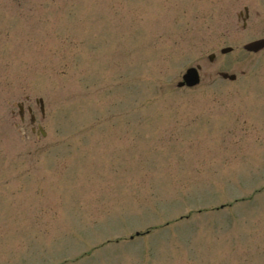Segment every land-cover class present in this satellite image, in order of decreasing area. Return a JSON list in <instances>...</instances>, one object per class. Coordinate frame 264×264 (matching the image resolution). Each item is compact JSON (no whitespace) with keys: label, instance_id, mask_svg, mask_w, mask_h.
Returning a JSON list of instances; mask_svg holds the SVG:
<instances>
[{"label":"rangeland","instance_id":"1","mask_svg":"<svg viewBox=\"0 0 264 264\" xmlns=\"http://www.w3.org/2000/svg\"><path fill=\"white\" fill-rule=\"evenodd\" d=\"M262 37L264 0H0V264H264Z\"/></svg>","mask_w":264,"mask_h":264},{"label":"water","instance_id":"2","mask_svg":"<svg viewBox=\"0 0 264 264\" xmlns=\"http://www.w3.org/2000/svg\"><path fill=\"white\" fill-rule=\"evenodd\" d=\"M231 49H232L231 47H229V48L227 47V48L222 49V52L227 53V52H230ZM244 49H246L248 51L258 52V51L264 49V39H258V40L252 41V42L246 44L244 46ZM213 58H214L213 54L209 56L210 60H213ZM220 75L223 78H228L230 80H234L236 78V76L234 74L220 73ZM199 82H200V78H199L198 70H197V68L192 67V68H189L186 71V73L183 75V81L179 82L178 86L179 87L184 86V85L195 86ZM40 102H41L42 113H44V107H43L42 100H40Z\"/></svg>","mask_w":264,"mask_h":264},{"label":"flooded vegetation","instance_id":"3","mask_svg":"<svg viewBox=\"0 0 264 264\" xmlns=\"http://www.w3.org/2000/svg\"><path fill=\"white\" fill-rule=\"evenodd\" d=\"M33 127V126H32Z\"/></svg>","mask_w":264,"mask_h":264}]
</instances>
